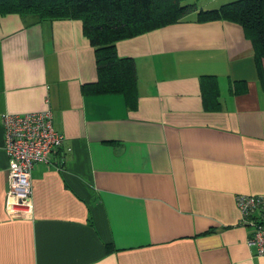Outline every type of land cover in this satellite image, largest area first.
Masks as SVG:
<instances>
[{
    "label": "crops",
    "instance_id": "0c3cea01",
    "mask_svg": "<svg viewBox=\"0 0 264 264\" xmlns=\"http://www.w3.org/2000/svg\"><path fill=\"white\" fill-rule=\"evenodd\" d=\"M235 1L184 0L117 41L127 93L80 20L0 15V264H264L236 204L264 195V58L241 25L198 17ZM47 110L64 141L16 208L1 117Z\"/></svg>",
    "mask_w": 264,
    "mask_h": 264
},
{
    "label": "trees",
    "instance_id": "16d2710c",
    "mask_svg": "<svg viewBox=\"0 0 264 264\" xmlns=\"http://www.w3.org/2000/svg\"><path fill=\"white\" fill-rule=\"evenodd\" d=\"M184 0H0V15L18 14L35 21L78 19L94 48L100 80L114 77L127 93L134 85L132 60L120 58L115 44L180 21L195 9ZM200 20L226 19L241 25L258 59L264 58V0H238L199 11ZM115 72L117 75H115ZM119 80V81H118Z\"/></svg>",
    "mask_w": 264,
    "mask_h": 264
},
{
    "label": "built area",
    "instance_id": "2783aa9c",
    "mask_svg": "<svg viewBox=\"0 0 264 264\" xmlns=\"http://www.w3.org/2000/svg\"><path fill=\"white\" fill-rule=\"evenodd\" d=\"M4 150L8 156L7 195L12 204L21 205L31 198V171L34 165L48 160L59 148L64 136L52 123L49 110L1 117ZM240 223L249 228L248 243L264 256V195L236 197Z\"/></svg>",
    "mask_w": 264,
    "mask_h": 264
}]
</instances>
